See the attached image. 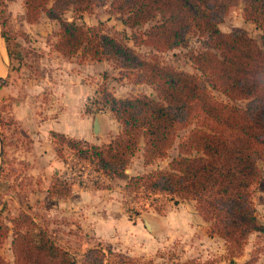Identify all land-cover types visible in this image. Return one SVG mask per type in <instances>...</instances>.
Returning <instances> with one entry per match:
<instances>
[{"label": "trees", "instance_id": "trees-1", "mask_svg": "<svg viewBox=\"0 0 264 264\" xmlns=\"http://www.w3.org/2000/svg\"><path fill=\"white\" fill-rule=\"evenodd\" d=\"M23 2L30 24L47 13L60 20L61 13L72 9L82 19L97 7L107 8L108 15L122 23L123 31L105 22L86 26L60 20L59 31L48 43L67 60L109 62L122 73L135 72L139 83L152 86L158 94L156 99L147 95L118 99L103 92L120 132L102 144L52 132L59 158L66 162L65 149H69L92 166L106 179L93 182L95 189H112L123 180L124 190L135 197L162 194L175 204L194 203L196 212L210 225V234L225 240L231 256L243 252L253 232L264 233L253 201L255 187L262 179L259 161L264 160V0ZM241 4L245 19L262 31L259 40L245 31L221 30L227 14ZM0 24L7 44L6 28ZM193 33L207 39L203 49L191 54L200 75L148 61L130 45L171 51L184 47ZM212 90L220 91L227 103L217 101ZM0 124L3 129L7 125L3 120ZM191 125L195 127L180 141L178 154L168 168L148 171L168 156L179 133ZM21 134L31 141L28 132L21 130ZM6 139L3 134V158ZM140 152L145 171L130 176L126 172ZM3 172L1 168L0 179ZM49 193L53 198H69L73 184L55 174ZM155 210L164 214L167 208ZM10 237L14 264H105L100 250L90 249L79 261L31 216L7 219L1 209L0 264H11L2 254ZM119 264L137 263L123 256Z\"/></svg>", "mask_w": 264, "mask_h": 264}, {"label": "rangeland", "instance_id": "rangeland-1", "mask_svg": "<svg viewBox=\"0 0 264 264\" xmlns=\"http://www.w3.org/2000/svg\"><path fill=\"white\" fill-rule=\"evenodd\" d=\"M1 2L0 23L6 28L8 43L4 44L0 37V62L6 60L9 73L0 71L4 80L0 82V120L7 124L4 129L0 124V171L4 169L0 179V210H4L7 219L21 214L31 216L79 261L84 260L90 249H98L105 256V264H119L123 256L137 264H264V233L253 232L243 252L231 256L225 240L210 234V225L196 212L192 202L175 204L162 194L135 197L124 190L123 180L112 189H95L93 182H106V179L92 166L69 149H65L66 162L57 156L54 131L49 130L57 127L59 115L65 109L74 111L79 128H83L87 117L93 122L98 117L100 131L96 134L93 128V143L102 144L101 141L108 142L121 129L105 103L103 92L118 99L158 97L152 86L139 83L135 72L122 73L109 62L67 60L48 43L59 31L60 20L86 26L105 22L123 31L122 23L110 17L107 8L97 7L82 19L77 18L72 9L61 13L60 20L47 13L30 24L25 18L23 0ZM243 8L242 4L233 8L220 28L226 33L245 31L259 40L262 31L245 19ZM206 40L193 33L184 47L171 51H157L147 45L136 47L132 42L130 45L148 61L200 75L191 54L203 49ZM82 82L92 89L86 97L81 92H64L67 86L78 88ZM211 92L217 101L227 103L220 91ZM194 127L182 130L168 156L147 170L167 169L178 154L180 141ZM21 130L28 132L31 141L24 138ZM3 134L8 143L4 158ZM142 162V152L137 153L126 173L136 176L144 172ZM259 167L262 179L255 187L253 201L259 224L264 227V160L259 161ZM55 174L73 184L69 198L50 196L49 188ZM155 207H166L167 211L159 214ZM108 218L115 220V233L97 236L96 232L107 230ZM10 247L11 237L5 241L2 254L14 264Z\"/></svg>", "mask_w": 264, "mask_h": 264}, {"label": "crops", "instance_id": "crops-1", "mask_svg": "<svg viewBox=\"0 0 264 264\" xmlns=\"http://www.w3.org/2000/svg\"><path fill=\"white\" fill-rule=\"evenodd\" d=\"M0 37L2 38V40H4L2 34L0 35ZM3 42L5 44V40ZM5 64H6V60L3 59L0 64V67L2 66V68H0V71L2 70L3 72L1 71V73L5 72L7 74L9 73V68ZM0 78H2V76H0ZM77 87L78 88H76L75 85L67 86L64 89V92H81L83 97H86L88 92H92L91 87L83 82L82 85L79 86L77 85ZM73 97L75 96L73 95ZM78 99L80 100L81 96H79ZM74 115H75L74 111L65 109L59 115V119L57 120V127L50 128L49 131L58 132L76 139L85 140L93 143L94 141L92 136L93 128H94L93 120L87 117L83 124V128L81 127L79 128L78 121ZM106 142L107 141H101V143H106ZM142 168L144 170L143 164H142ZM115 225H116L115 220L112 218H108V220H106V225H105V228L107 230H105V232L103 231L96 232L97 236H102V237L103 236L105 237V235L111 236L113 233H115Z\"/></svg>", "mask_w": 264, "mask_h": 264}, {"label": "water", "instance_id": "water-1", "mask_svg": "<svg viewBox=\"0 0 264 264\" xmlns=\"http://www.w3.org/2000/svg\"><path fill=\"white\" fill-rule=\"evenodd\" d=\"M1 81H4L3 78H0V82ZM94 131L96 134L99 133V131H100V120L98 117L95 119V122H94Z\"/></svg>", "mask_w": 264, "mask_h": 264}, {"label": "bare ground", "instance_id": "bare-ground-1", "mask_svg": "<svg viewBox=\"0 0 264 264\" xmlns=\"http://www.w3.org/2000/svg\"><path fill=\"white\" fill-rule=\"evenodd\" d=\"M3 52H4V50H3ZM5 55V54H4ZM2 61V60H1ZM0 64H1V62H0ZM0 68H2V66L0 67ZM2 71V70H1Z\"/></svg>", "mask_w": 264, "mask_h": 264}]
</instances>
